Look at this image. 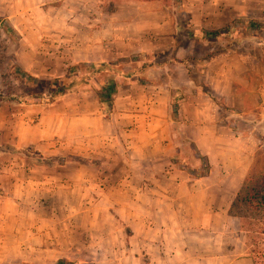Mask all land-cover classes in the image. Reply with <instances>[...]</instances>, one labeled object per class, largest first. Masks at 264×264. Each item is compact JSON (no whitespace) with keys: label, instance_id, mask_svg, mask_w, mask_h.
Wrapping results in <instances>:
<instances>
[{"label":"rangeland","instance_id":"rangeland-1","mask_svg":"<svg viewBox=\"0 0 264 264\" xmlns=\"http://www.w3.org/2000/svg\"><path fill=\"white\" fill-rule=\"evenodd\" d=\"M41 2L38 7L32 6L35 12L27 21L0 19V93L24 97L23 102L7 98L3 103L41 104L52 113L79 117V122L74 132L46 140L40 147L20 149L24 153L4 151L6 143L0 145V153H7L0 154V188L7 193L0 198V264H55L60 259L77 264H175L170 258V136L166 139V131L159 134L163 143L154 145L150 133L165 127L170 135V124L148 117L131 122L123 116L127 112L148 114L152 108L168 112V100L152 105L144 102L148 89L140 85L123 88L108 121L98 108L97 91L112 77L110 73L91 77L90 84L83 85L87 92L69 93L50 104L38 97L48 88L22 83L11 63L20 64L40 79L64 76L69 65L92 62L87 47L94 37L86 29L88 19L92 15L113 16L121 25L105 27L106 38L98 42V49L115 53L135 49L130 43L128 22L134 23L131 27L140 30L141 42L148 49L162 50L153 59L144 58L141 71L128 62L133 54L114 62L127 71H139L146 81L161 84L162 94L167 95L170 89L184 86L188 78L204 83L206 71L200 73V69L206 70L207 61L233 48L239 57V73H252L262 97L259 108L251 105L252 114L242 112L244 119L237 120L242 130L254 129L263 137V146L250 170L262 174L264 0H47L42 7ZM55 3L58 8L46 20L44 10L48 12ZM230 15L238 19L232 27L227 23L228 35L215 36L216 30L228 26L224 19ZM7 23L14 29L12 34L6 33ZM151 62L161 67L148 66ZM130 78L120 77L118 84L128 83ZM30 92L37 97L31 98ZM125 97L131 100L125 103ZM249 115L252 126L245 123ZM39 122L36 117L32 124ZM70 126L68 123L67 130ZM136 126L142 129L127 132ZM173 132L176 146L182 149L177 164L186 162L184 167L192 175H205L206 159L195 165L187 158L193 156L194 149L181 122H174ZM50 141L57 143V150L49 151L53 149L47 145ZM70 156L74 159L64 164L48 162L50 158L58 162ZM40 157L47 162L39 163ZM193 203L188 198L186 204L192 207ZM244 212L241 229L218 232L223 244L217 250V264L230 263L229 259L234 261L236 257L241 259L238 264H264V217L246 209ZM204 237L209 240L211 235L206 233Z\"/></svg>","mask_w":264,"mask_h":264},{"label":"crops","instance_id":"crops-1","mask_svg":"<svg viewBox=\"0 0 264 264\" xmlns=\"http://www.w3.org/2000/svg\"><path fill=\"white\" fill-rule=\"evenodd\" d=\"M40 2L41 7L47 4V0H0V19L10 23L27 21L34 15L35 11L32 6L38 7ZM57 8L55 3L48 12L44 10L45 19L49 20L52 10ZM56 12L54 11V13ZM112 18L107 19L105 15L94 17L92 15L88 19L86 29L94 37L88 42L87 47L90 61L111 62L120 56L128 57L132 54H145L143 57L153 59V55H158L162 50L157 47L148 49L146 43L141 42L143 37L140 30H137L136 27L132 28L134 23L128 22L132 32L129 36L134 40V42L130 40V43L134 44L135 49L122 52L116 50L118 51L116 53L100 51L98 42L106 38L105 27L121 25L120 22L117 24L115 17L112 16ZM56 19L55 16V21ZM236 19H238L237 15H230L224 20L232 27ZM222 35L226 36L228 32ZM230 35L233 36V32ZM238 60L239 57L233 48L218 54L207 61L206 70L200 69L202 71L200 73L206 71L204 83H197L195 79L188 78L184 86L170 89L167 95L162 94L164 89L161 84L146 81L138 73L131 77V81L128 83L118 84L111 117L107 119L102 114L104 119L110 121L116 110L117 94L121 93L123 88H134L139 85L144 90H149V96L145 95L144 102L148 100L152 105H156L159 101L167 99L170 104L168 112L164 109L158 112L157 109L152 108L148 114L127 112L123 116L130 119L131 122L141 121L140 119L143 117H148L153 121L170 124V135L165 127L161 128L162 130H151L150 133L154 145L163 143L164 139L159 134H164L166 131V139H169L170 136V142L167 144L170 146V168H172V171L170 170V212H172L170 214V258L174 260L175 264H217V250L223 244L219 239L220 233L218 234V232H234L235 229H241L240 219L232 215L230 209L250 173L257 151L263 146V143L261 144L263 137L260 138L254 129L248 132L237 126V120L245 117L242 116V112L243 114L247 112L252 114L251 105H256L259 108L262 102L252 73L246 71L245 75L240 74ZM153 65L151 66L161 67L155 63ZM186 71L188 73L189 69L186 68ZM119 76H117L118 79L115 78L117 82L120 77H123ZM178 90H182L185 94L184 98L179 100L178 119L182 123L187 140L194 149L193 156L187 158L195 165L200 164L202 159L208 161L210 172L201 178L193 176L187 168L183 169V163L174 162V157H179L177 154L182 153V149L180 150L176 146V135L173 132L175 120L171 106L172 97L177 94ZM128 95L130 96V93ZM130 100L131 98L126 97L123 99L125 103ZM18 105L6 102L0 106V145L6 143L17 149H25L30 146L40 147L46 140L56 139L64 133L67 134L68 131L74 132L75 124L79 122V117L69 116L66 113H52L47 109V106L41 104L20 103ZM98 108L101 110L99 103ZM36 117L40 119L39 124H32ZM247 118L245 123L252 126L249 120L250 115ZM68 123L71 125L70 130H67ZM141 129L136 126L134 129H128L127 132L137 133ZM48 144L53 146V149L49 150L50 152L57 150V143L50 141ZM0 154L7 153L2 151ZM1 181L2 177H0V186H2ZM188 198L193 199L194 206L190 207L186 204ZM199 201L202 203L199 204ZM174 204L177 205L174 207ZM179 212H181V217ZM186 212H188L186 215L189 216L185 215ZM206 233L211 235L209 240L204 237ZM231 256L233 257V255ZM229 257L230 255L227 259ZM238 258L236 257L234 261L229 259L230 263L226 264H238L241 261Z\"/></svg>","mask_w":264,"mask_h":264},{"label":"trees","instance_id":"trees-1","mask_svg":"<svg viewBox=\"0 0 264 264\" xmlns=\"http://www.w3.org/2000/svg\"><path fill=\"white\" fill-rule=\"evenodd\" d=\"M4 24V23H3ZM6 25V33L12 34L14 29L9 27L8 23ZM231 27V26H230ZM229 25L225 29L216 30L214 35L219 36L227 33V30L230 28ZM145 54H137L131 56L128 60L133 66L138 67L137 70H142L145 66L143 59H149L148 57H143ZM147 64V63H146ZM12 67L14 68V74L18 80L27 85H32L33 87H37L39 85H43L48 88L47 93L39 94L38 97L41 98V102L44 103H56L61 101L66 94L69 93H77V92H87L88 89H83L84 86L89 85L91 82V77H94L100 73H110L112 75L111 78L105 83L102 89L97 91V100L102 110V114L105 118L109 119L114 110V95L118 91V82L114 78L115 76H123V77H133L138 72L136 71H125L123 67L120 66L119 63L114 61H96V62H87V61H79L74 64L68 66L67 73L64 76L56 77L54 79H40L36 75L31 72L26 71L20 64L12 62ZM153 62L150 63L151 66ZM84 71V72H83ZM84 85V86H83ZM23 95H19L18 93L10 92L8 94L1 92L0 93V106L1 104L8 98L10 101L23 102ZM29 96L31 98L37 97L35 92H30ZM185 94L182 90H178L177 94L172 97L171 106H172V114L175 115V122L180 124L178 116L176 115L179 109V100L184 98ZM174 117V116H173ZM4 151H8L11 153H24L22 150L12 147L9 144H4ZM42 156V155H40ZM74 157L70 156L66 159H60L56 162L54 159L50 158L48 162L52 165L56 164H64L68 161L73 160ZM39 163H46L44 158L37 159ZM54 160V161H53ZM180 158L174 157V162L179 163ZM37 162V161H35ZM183 162V166H185ZM202 164V163H201ZM204 165V164H203ZM206 169V174L210 172L209 165ZM186 169V167H183ZM253 172V171H252ZM205 175H193L197 178H201ZM7 197V193L4 189L0 188V198ZM253 212L256 215L264 217V173L257 174L255 172L250 173L241 188L238 192L235 200L230 209V213L236 217H238L242 223L244 224L243 218H245L244 210ZM29 264V263H23ZM55 264H77L74 261H69L66 259H60Z\"/></svg>","mask_w":264,"mask_h":264}]
</instances>
